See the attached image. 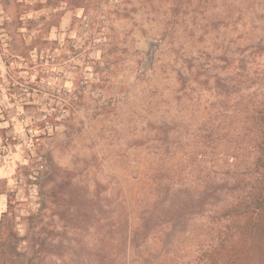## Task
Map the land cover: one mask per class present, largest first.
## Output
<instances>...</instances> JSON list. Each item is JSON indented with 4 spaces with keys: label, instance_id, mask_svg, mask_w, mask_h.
<instances>
[{
    "label": "rangeland",
    "instance_id": "rangeland-1",
    "mask_svg": "<svg viewBox=\"0 0 264 264\" xmlns=\"http://www.w3.org/2000/svg\"><path fill=\"white\" fill-rule=\"evenodd\" d=\"M13 10L21 70L76 49L88 63L87 91L44 134L42 100L58 80L36 72L33 152L0 133L13 173L45 163L35 207L11 215V186L0 216V239L18 240L14 264H264L242 244L214 242L207 218L180 198L149 208L161 168L190 185L226 162L223 126L238 118L251 82L264 84V0H19ZM60 183L77 200L58 209L47 193ZM148 215L154 222L142 229Z\"/></svg>",
    "mask_w": 264,
    "mask_h": 264
},
{
    "label": "trees",
    "instance_id": "trees-1",
    "mask_svg": "<svg viewBox=\"0 0 264 264\" xmlns=\"http://www.w3.org/2000/svg\"><path fill=\"white\" fill-rule=\"evenodd\" d=\"M243 78L246 81L250 77L245 74ZM247 90L250 94L242 96L238 118H229L223 126L226 162L211 167L204 180L190 185L175 182L168 169L161 168L153 177L150 189L156 197L149 208L154 212L170 196L180 198L186 209L207 218L216 233L214 242L224 243L227 249L242 244L245 255L264 262V84L251 82ZM220 127L211 126V134H219ZM66 186L60 183L47 193L58 209L77 200L74 195H63ZM153 222V216L148 215L141 221V228L148 229ZM217 251L218 247L213 252ZM225 255L232 257L230 251ZM17 256L15 235L0 239V264H14Z\"/></svg>",
    "mask_w": 264,
    "mask_h": 264
},
{
    "label": "built area",
    "instance_id": "built-area-1",
    "mask_svg": "<svg viewBox=\"0 0 264 264\" xmlns=\"http://www.w3.org/2000/svg\"><path fill=\"white\" fill-rule=\"evenodd\" d=\"M12 36L8 31L7 17L0 6V126L7 125L9 135L16 141V149L20 152H33L37 145V137L41 134L36 127L35 113L24 110L25 106L33 104L35 100L36 72L43 77L55 78V95L44 97L42 100L43 123L42 134L51 132L53 117H62L68 110L73 108L74 103L87 91V80L85 70L84 51L76 49L63 57L56 54H48L39 61H33L27 70H21L18 66L20 59L18 52L12 48ZM78 74L77 81L72 85H67L71 80V75ZM19 77H26V81H19ZM1 80V79H0ZM10 86V88H9ZM48 87H52L48 84ZM8 89H11L12 96H7ZM23 109L18 113V109ZM0 152L1 162L7 159L8 166L13 167L10 159V147L2 144ZM45 163L42 157H37L35 161L26 169L15 171L12 176L13 195L11 203L13 209L11 215L18 216L22 212V206L30 209L35 207L36 184L44 173Z\"/></svg>",
    "mask_w": 264,
    "mask_h": 264
},
{
    "label": "crops",
    "instance_id": "crops-1",
    "mask_svg": "<svg viewBox=\"0 0 264 264\" xmlns=\"http://www.w3.org/2000/svg\"><path fill=\"white\" fill-rule=\"evenodd\" d=\"M19 0H0V6L3 9L7 10V14L10 15L11 18V22L13 24H11V36H12V47L14 49L17 50H21L24 47V44L22 43L21 37L20 35L17 34V32H19V29L16 28V26L14 25V19L16 21L17 16H14V8L17 7V3ZM10 11V14H9ZM5 13V12H4ZM20 38V39H19ZM24 49V48H23ZM19 68H23L22 64H18ZM35 108L33 107V105H30V107L27 108L28 111L30 112H34ZM18 113L22 112V109H18ZM2 128H6V124H2V126H0ZM5 130L7 131H2L0 133L2 134H8L9 131L6 128ZM7 159H4V161L1 162L0 160V216L1 214H3L6 210L7 207V201H8V195L10 193L11 190V186L13 187L10 176L13 173V167L8 166V162L6 161Z\"/></svg>",
    "mask_w": 264,
    "mask_h": 264
}]
</instances>
